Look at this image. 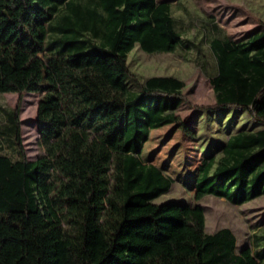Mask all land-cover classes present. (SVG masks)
<instances>
[{
  "label": "trees",
  "instance_id": "1",
  "mask_svg": "<svg viewBox=\"0 0 264 264\" xmlns=\"http://www.w3.org/2000/svg\"><path fill=\"white\" fill-rule=\"evenodd\" d=\"M206 25L215 104L205 109L239 110L260 127L202 161L195 199L241 206L264 196V25L240 40ZM184 32L157 0H0V95L20 96L0 104V264H264L230 229L208 235L203 206L154 203L174 180L141 154L153 130L192 133L175 113L185 83L143 80L128 56L198 55ZM29 93L40 97L35 161L22 141Z\"/></svg>",
  "mask_w": 264,
  "mask_h": 264
},
{
  "label": "rangeland",
  "instance_id": "2",
  "mask_svg": "<svg viewBox=\"0 0 264 264\" xmlns=\"http://www.w3.org/2000/svg\"><path fill=\"white\" fill-rule=\"evenodd\" d=\"M172 5V13L184 26V39L200 48L195 51L147 54L138 47L128 56L131 71L141 79L175 77L185 83L186 103L175 112L187 124L191 134L174 125L153 130L141 154L145 163L153 164L174 180L172 189L154 200L156 204L186 203L204 207L206 233L213 235L230 229L238 249L245 246L264 254V196L241 206L232 205L213 195L195 199L198 167L208 156L217 160L227 138L240 130L258 129L247 113L235 109L211 111L215 104L210 76L215 73V60L209 47L207 22L216 24L235 40L246 38L264 25V0H157ZM191 28V31H189ZM39 95L22 98V141L31 161L44 152L37 127ZM18 94L0 95V104L15 108ZM8 153V151H7Z\"/></svg>",
  "mask_w": 264,
  "mask_h": 264
}]
</instances>
